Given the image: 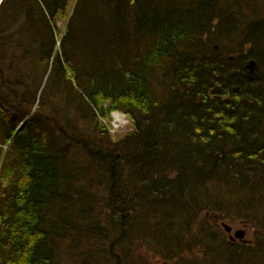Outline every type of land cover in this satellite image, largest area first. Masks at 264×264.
Instances as JSON below:
<instances>
[{"label":"trees","instance_id":"obj_1","mask_svg":"<svg viewBox=\"0 0 264 264\" xmlns=\"http://www.w3.org/2000/svg\"><path fill=\"white\" fill-rule=\"evenodd\" d=\"M142 246L264 264V0H2L0 264H151Z\"/></svg>","mask_w":264,"mask_h":264},{"label":"rangeland","instance_id":"obj_2","mask_svg":"<svg viewBox=\"0 0 264 264\" xmlns=\"http://www.w3.org/2000/svg\"><path fill=\"white\" fill-rule=\"evenodd\" d=\"M60 29L65 30V23L64 22H59ZM113 112L109 119H105L103 121V124L108 126L109 131L111 132L112 136L114 138L122 137L126 133H128L132 129V123L130 118L122 113L124 116L119 119L118 121L116 120ZM211 220V219H210ZM211 221H214L217 223L223 231H225L228 235L233 234L235 235L236 232L243 230L245 232L244 238L246 242H251L254 240V228L253 224H250L246 222V220L241 219V218H236L235 216L228 215V216H218V218H214ZM224 224H227L232 227V231L228 232L226 231ZM241 242V241H239ZM142 252L146 255L148 258L149 262L151 264H173L170 261H166L161 259L159 256H155V254L152 251L147 252L146 248L142 246Z\"/></svg>","mask_w":264,"mask_h":264},{"label":"water","instance_id":"obj_3","mask_svg":"<svg viewBox=\"0 0 264 264\" xmlns=\"http://www.w3.org/2000/svg\"><path fill=\"white\" fill-rule=\"evenodd\" d=\"M0 2H1V0H0ZM256 66H257L256 60L252 59V60H249L248 63L246 64V69L248 70L249 73L254 74L256 71ZM224 227H225L226 231H228V232L232 231L231 226L224 224ZM236 236L243 237L244 231L241 230V231L237 232Z\"/></svg>","mask_w":264,"mask_h":264},{"label":"flooded vegetation","instance_id":"obj_4","mask_svg":"<svg viewBox=\"0 0 264 264\" xmlns=\"http://www.w3.org/2000/svg\"><path fill=\"white\" fill-rule=\"evenodd\" d=\"M240 231H241V230H240ZM238 232H239V231H238ZM236 234H237V232L235 233V235H233V234L228 235V237H229L231 240H234V241H237V242H239V241H241V242H246L245 239H243L244 236H243V237H238V236H236ZM244 235H245V232H244Z\"/></svg>","mask_w":264,"mask_h":264},{"label":"bare ground","instance_id":"obj_5","mask_svg":"<svg viewBox=\"0 0 264 264\" xmlns=\"http://www.w3.org/2000/svg\"><path fill=\"white\" fill-rule=\"evenodd\" d=\"M114 116H115L116 120L118 121V120L121 119L124 115H123L122 113H120V112H115V113H114Z\"/></svg>","mask_w":264,"mask_h":264}]
</instances>
